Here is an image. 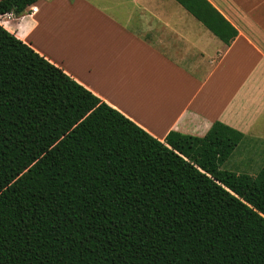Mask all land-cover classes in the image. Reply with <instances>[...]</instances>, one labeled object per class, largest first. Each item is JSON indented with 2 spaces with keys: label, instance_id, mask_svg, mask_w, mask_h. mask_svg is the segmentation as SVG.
Instances as JSON below:
<instances>
[{
  "label": "trees",
  "instance_id": "trees-1",
  "mask_svg": "<svg viewBox=\"0 0 264 264\" xmlns=\"http://www.w3.org/2000/svg\"><path fill=\"white\" fill-rule=\"evenodd\" d=\"M41 0H0V16ZM226 45L208 0H176ZM243 133L160 141L0 24V264H264V166Z\"/></svg>",
  "mask_w": 264,
  "mask_h": 264
},
{
  "label": "crops",
  "instance_id": "crops-1",
  "mask_svg": "<svg viewBox=\"0 0 264 264\" xmlns=\"http://www.w3.org/2000/svg\"><path fill=\"white\" fill-rule=\"evenodd\" d=\"M208 1L238 31L230 45L176 0H41L37 13L0 24L160 141L172 131L204 137L215 122L243 133L232 159L240 170L232 160L227 169L255 175L264 166V0Z\"/></svg>",
  "mask_w": 264,
  "mask_h": 264
},
{
  "label": "built area",
  "instance_id": "built-area-1",
  "mask_svg": "<svg viewBox=\"0 0 264 264\" xmlns=\"http://www.w3.org/2000/svg\"><path fill=\"white\" fill-rule=\"evenodd\" d=\"M27 10H28V13H31V14H35L38 12V8L36 5L30 6ZM12 15H13L12 13L6 14L4 16H0V19L3 20L6 17H7V19H11Z\"/></svg>",
  "mask_w": 264,
  "mask_h": 264
},
{
  "label": "rangeland",
  "instance_id": "rangeland-1",
  "mask_svg": "<svg viewBox=\"0 0 264 264\" xmlns=\"http://www.w3.org/2000/svg\"><path fill=\"white\" fill-rule=\"evenodd\" d=\"M237 151V150H236ZM236 151L234 152V154H233V156L226 162V164L223 166V169H226V170H228L227 169V167H228V163H230V161L233 159V157H234V155H235V153H236ZM242 155H243V153H242ZM237 161L239 162V159H237ZM229 167H231V168H238V169H236V170H240V168L238 167V163L235 161L234 162V160H232V162L229 164Z\"/></svg>",
  "mask_w": 264,
  "mask_h": 264
}]
</instances>
